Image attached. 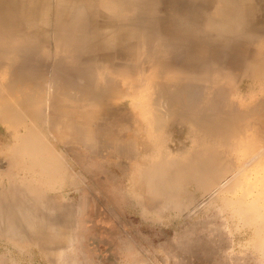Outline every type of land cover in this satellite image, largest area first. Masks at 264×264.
<instances>
[{"label": "rangeland", "instance_id": "obj_1", "mask_svg": "<svg viewBox=\"0 0 264 264\" xmlns=\"http://www.w3.org/2000/svg\"><path fill=\"white\" fill-rule=\"evenodd\" d=\"M126 1L121 19L78 14L123 21L116 40L138 44L163 27L139 11L155 2L201 20L199 54L219 38L206 24L216 0ZM242 10L238 50L194 63L158 33L100 65L62 50L49 18L47 39L0 13V264H264V0Z\"/></svg>", "mask_w": 264, "mask_h": 264}, {"label": "bare ground", "instance_id": "obj_2", "mask_svg": "<svg viewBox=\"0 0 264 264\" xmlns=\"http://www.w3.org/2000/svg\"><path fill=\"white\" fill-rule=\"evenodd\" d=\"M216 1H217L216 5H218V6L216 8H214L212 12H210V14L208 15V19L206 20V24L209 25L210 28L213 31L216 32V36L217 37L224 38L223 40L221 39L224 42L219 41L218 40L219 38L214 39L215 36L214 37L212 36V38L209 37L208 41L210 42V44L208 43V46L211 47V51H210V53L208 55L206 53L205 54L203 53L202 55H199V53L196 51V46L198 45V43L203 44V43H206V41H207V40L202 39L201 36H203V34L201 32H199V29L197 30V28H196V25L198 23L200 24L201 20L195 14L186 13L183 10V8L180 11L178 10V14L177 13L174 14V10L173 9H166V8L165 9H161L160 4L155 3V2H150L147 5V7L139 6L141 8V9L139 8L140 9L139 11H140V13L144 14L143 16H144V18L146 20L149 21V19H150V21H152L154 24H156L158 26H162L163 25V27H162L161 30L157 31V30L153 29L154 31H150V32L146 33L145 35H143L142 37H138V44L139 43L140 44L141 43L145 44V43L149 42L150 40H152V38H154L153 36L155 34H158V33L162 34L164 36V38H162L163 42L164 41L165 42L163 44H161L160 46H161V48L163 50H165V48L168 46V48L170 49V52L167 53V54L177 55V57H176L177 59H178V56L179 57L181 56V54H188L191 57V61L193 60L194 63H195L196 59H198V60L208 59V57H212L216 53L222 52L223 49L224 50H226V49H230V50H238V49H240V47L243 45V43L245 41V39H244L245 36L244 35L247 34L246 32H248L246 29L241 27L242 25H241V21H240L242 19V16L244 15V10H242V5H243L244 0H216ZM126 2H127L126 0H0V13L3 14V16H2V14H0V16H2L1 18L3 20L6 18L4 20V22L5 21H9V22L10 21H13V22L15 21L17 24H22V25H23V23H25V24H27V23L29 24L30 23L29 25H31V26H29V28L30 27L32 28L33 25L37 26L36 28H38V26H39L41 31H42V33H40V34L38 33L39 36L41 35L40 38H42V37L45 38L47 36V32H45L46 34L44 33V31H46V30L45 29L42 30V27L43 28L46 27V26L48 27V25H47L48 22L44 19V17H46V19L49 18L52 21H50V20H48V21L54 23L53 24L54 27H52V28H54V31L53 30H51V31H53V33L55 34V38L53 36H52V38L56 40L57 44L60 46V48L62 50L65 49V51H67L68 53H70V52H78V53L79 52H88L89 54L97 53V55H98L97 56V60L100 62L98 65H100L103 62H106V61H109V60H113V59L118 58V57L119 58L120 57L123 58V56L126 57V53H128V52L130 54H132V55H135L133 53L135 51H137L138 44H137V42H136V44L129 43L128 45L126 43V45L124 44L125 46H122L116 40V37L119 36L118 33L123 28V26H122V22L123 21L122 22H120V21L119 22H116V21L112 22V21H110L112 19H110L109 21H104L103 23H101V22L100 23H95V22H91L89 20L87 21V19L85 17H83V18L79 17L78 13L83 11V16H84V14L87 15V13H91L90 11L93 10V8L96 6V7H99V8H104L105 9L104 12H107L111 16L121 19L122 18L121 15H123V16L125 15V14H122V13L127 12V11H124V10L127 9V8H125L126 7ZM145 4H147V3H145ZM132 5H133V3H132ZM203 6L205 8H207L208 4H203ZM49 8L53 9L52 12H50L51 10ZM136 8H138V7H136ZM134 9H135V7H134ZM192 9L194 10V8H192ZM85 10H86L87 13L84 12ZM135 10H138V9H135ZM132 11H134V10H132ZM129 13H131V12H129ZM50 14L53 15L52 19L50 18L51 17ZM47 15L50 16V17H47ZM1 18H0V20H1ZM7 19H9V20H7ZM103 19H104V17H103ZM137 19H135V20H137ZM42 21L47 22V24L45 22L41 23ZM38 23H39V25H37ZM169 23L172 24V25L168 27L167 24H169ZM246 23H248V22H246ZM250 23H252V22H250ZM41 24H44V25L46 24V25L45 26L44 25L41 26ZM12 27L13 26H11L10 29H12ZM153 28H154V26H153ZM6 29L7 28L3 29L2 32L4 30H6ZM14 32H16V31H14ZM22 32L25 33V31H22ZM61 33H63V35H61ZM15 34H18V33H15ZM1 35H3V34H1ZM25 35L27 36V34H25ZM25 35H22V37H21L23 40L25 38ZM37 35H35V36H37ZM35 36H33V37H35ZM231 36L234 37L233 40H230V39H232V38H230ZM186 37H192L194 40L191 39V38H186ZM13 38H11V39H13ZM44 38L42 40H44ZM46 38L49 39L48 36ZM4 39H7V38H4ZM129 39H131V38H129ZM8 40H10V39L8 38ZM228 40H230V44L226 43V41L228 42ZM1 41L3 42V40H1ZM33 42H35V41H33ZM43 42L45 43V40ZM3 43H2V45H3ZM27 43H29V42L27 41ZM41 43H42V41H41ZM41 43L39 42V44H41ZM37 44H38V42H37ZM147 44H149V43H147ZM49 46H51V45H49ZM29 47H31V46H29ZM29 47L27 48V53L29 52L28 49L32 50L34 46H32V49L29 48ZM38 47L36 46V49H38ZM20 48L22 50H24V46H22ZM20 48H17L16 50L19 49L21 51ZM35 50H32V51L34 52ZM38 50H40V49H38ZM41 50H42V48H41ZM182 50H184L183 53H182ZM145 51H147V50H145ZM4 52H5V49H4ZM24 52L26 53V50ZM37 52L41 53L39 51H37ZM27 53L25 55L28 57ZM35 53H36V51H35ZM22 54H23V51H22ZM54 55H56V54H53V56ZM79 55L77 57H81ZM221 55H224V54H221ZM11 56H12V54H11ZM26 56H24V57H26ZM29 56H32L31 58H33V54L30 53ZM38 56L39 55H37L36 57L38 58ZM74 56H76V55H74ZM54 57H56V56H54ZM83 57L80 58V59L77 58L78 62H80V60L83 59V62L85 63L83 65H86V62L89 64L88 60L85 61L86 59H84ZM6 59H8V58H6ZM93 59H95V58H93ZM175 59H174V61H175ZM41 60H43V59H41ZM54 60H55V58H54ZM62 60H63V58H62ZM2 61H4V60H2ZM23 61H24V59H23ZM26 61H29V60H26ZM33 61L34 60H32V62ZM37 61H38V59H37ZM91 61H92V59H91ZM8 62H9V60H8ZM57 62H60V61H57ZM27 63L29 64V62H27ZM39 63H41V61ZM42 63L45 64V61L42 62ZM42 63L40 64V66L42 65ZM174 63H173V65H174ZM0 64H2V63H0ZM22 64L23 63H19V64L16 63V65L15 64H13V65H15V66L18 65V67L21 68L20 65H22ZM24 64H25V62H24ZM166 64H171L172 65V63H165V65ZM18 67H15L14 68L15 70L14 69L13 70L14 71H16V70L18 71V69H19ZM89 67L90 66L88 65V69H90ZM201 67H203V66L201 65ZM207 67H208V65L207 66L205 65L206 69H208ZM16 68H18V69H16ZM23 68H21V69H23ZM171 69H173V68L171 67ZM14 71L12 72V74L14 73ZM89 71L92 72V70H89ZM94 72L92 74H94ZM18 73H19V71H18ZM17 81L20 82L18 79H17ZM11 82L13 84H11ZM11 82L8 81V84L10 83L9 85H11L10 90L13 89V88H16V87H14L16 81L13 80ZM16 85H18V84H16ZM161 85H163V84H161ZM167 85H170V84H167ZM18 86H21V83ZM163 86L159 85V87H163ZM183 86H185V85H183ZM183 86H182L181 90H180L181 86L177 87L179 89V91L177 89H175V90H177L178 92H181V91H183V88H184ZM198 86H200V85H198ZM195 87L197 88L198 92H199V89L202 88V87L198 88L197 86H195ZM164 88L165 87H163V89ZM159 89L160 88H158L157 91H159ZM163 89L160 90V94H161V91L163 92ZM165 90H168L167 86L164 89V91ZM185 90L187 91V89H185ZM169 92L170 91L168 90V95L167 96L165 95L166 97L164 96L165 100H166V98H168L170 96L169 95L170 93L173 94L172 91L170 93ZM182 93H184V92H182ZM182 93H180V94H176L175 93L176 95L175 94L174 95L177 97V95H181ZM86 94H87V92H86ZM86 94H85V98L88 99L91 96V94L89 95V97H87ZM162 95H164V94H162ZM156 97L158 98V96H156ZM164 97H163V99H164ZM172 97H173V95L171 97H169V99H167V101L171 100ZM176 97H174L176 100H173V102L174 101L175 102L176 101H181L182 100L181 98H183V97H181V98H179L181 100H178V98H176ZM178 97H180V96H178ZM184 98H186V97H184ZM184 98H183V100L185 101ZM183 100H182V103L184 102ZM156 101H158V99H156ZM159 102H162V101H159ZM158 104H160V103H158Z\"/></svg>", "mask_w": 264, "mask_h": 264}, {"label": "crops", "instance_id": "obj_3", "mask_svg": "<svg viewBox=\"0 0 264 264\" xmlns=\"http://www.w3.org/2000/svg\"><path fill=\"white\" fill-rule=\"evenodd\" d=\"M199 55H201V53Z\"/></svg>", "mask_w": 264, "mask_h": 264}]
</instances>
